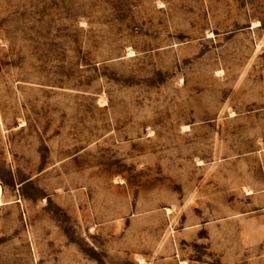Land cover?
Masks as SVG:
<instances>
[{"label":"rangeland","instance_id":"374dc122","mask_svg":"<svg viewBox=\"0 0 264 264\" xmlns=\"http://www.w3.org/2000/svg\"><path fill=\"white\" fill-rule=\"evenodd\" d=\"M0 264H264V0H0Z\"/></svg>","mask_w":264,"mask_h":264}]
</instances>
